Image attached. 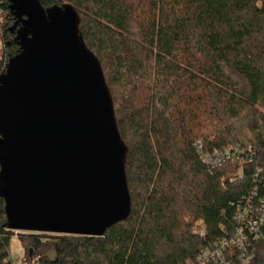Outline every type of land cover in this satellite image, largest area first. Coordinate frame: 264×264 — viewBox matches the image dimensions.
I'll return each instance as SVG.
<instances>
[{
	"label": "trees",
	"instance_id": "16d2710c",
	"mask_svg": "<svg viewBox=\"0 0 264 264\" xmlns=\"http://www.w3.org/2000/svg\"><path fill=\"white\" fill-rule=\"evenodd\" d=\"M38 1L73 6L101 64L128 147L131 213L103 237L16 234L0 198V264H13L15 234L23 264H199L234 231L252 180L230 182V164L209 170L198 143L264 148V0ZM0 8L8 64L19 53L16 20L7 0ZM250 264H264V244Z\"/></svg>",
	"mask_w": 264,
	"mask_h": 264
},
{
	"label": "water",
	"instance_id": "95a60500",
	"mask_svg": "<svg viewBox=\"0 0 264 264\" xmlns=\"http://www.w3.org/2000/svg\"><path fill=\"white\" fill-rule=\"evenodd\" d=\"M19 53L0 75V198L8 230L103 237L131 213L128 147L73 6L7 0ZM15 31V32H14Z\"/></svg>",
	"mask_w": 264,
	"mask_h": 264
},
{
	"label": "built area",
	"instance_id": "2783aa9c",
	"mask_svg": "<svg viewBox=\"0 0 264 264\" xmlns=\"http://www.w3.org/2000/svg\"><path fill=\"white\" fill-rule=\"evenodd\" d=\"M198 148L201 161L209 170L230 164L234 171L229 174V181L242 182L250 176L252 186L235 205L234 231L203 249L197 261L199 264H250L257 246L264 244V148L229 145L205 152L201 143Z\"/></svg>",
	"mask_w": 264,
	"mask_h": 264
},
{
	"label": "rangeland",
	"instance_id": "374dc122",
	"mask_svg": "<svg viewBox=\"0 0 264 264\" xmlns=\"http://www.w3.org/2000/svg\"><path fill=\"white\" fill-rule=\"evenodd\" d=\"M7 17H8V14L5 12L0 15V71L5 70L6 64H7V62L1 64L2 61H4V58L6 56L5 43L6 41H8L7 37L5 36L3 32V28H2V26H5L9 22ZM11 25L9 24V27ZM195 226L197 228H200L199 223H197ZM9 250H10V257L12 259L13 264H23V257H24L25 250L21 242L18 240V235L15 234V236L11 239ZM29 264H37V263L35 262V263H29Z\"/></svg>",
	"mask_w": 264,
	"mask_h": 264
},
{
	"label": "flooded vegetation",
	"instance_id": "af4514ba",
	"mask_svg": "<svg viewBox=\"0 0 264 264\" xmlns=\"http://www.w3.org/2000/svg\"><path fill=\"white\" fill-rule=\"evenodd\" d=\"M15 32V31H14ZM14 34V33H13Z\"/></svg>",
	"mask_w": 264,
	"mask_h": 264
}]
</instances>
